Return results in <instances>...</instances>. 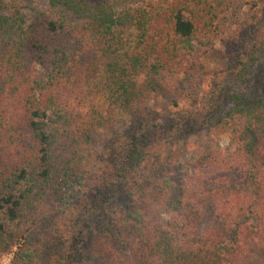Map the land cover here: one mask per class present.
Returning a JSON list of instances; mask_svg holds the SVG:
<instances>
[{
  "label": "trees",
  "instance_id": "obj_1",
  "mask_svg": "<svg viewBox=\"0 0 264 264\" xmlns=\"http://www.w3.org/2000/svg\"><path fill=\"white\" fill-rule=\"evenodd\" d=\"M185 8L49 0L31 23L21 9L0 12V257L17 247L11 264L47 252L45 264H91L78 257L87 197L113 255L97 264H264V95L202 88L200 51L216 49L208 22ZM241 38L235 82L264 52V30ZM154 93L172 98L169 111ZM115 112L151 125L97 178L85 152ZM222 135L229 145L214 147ZM185 136L200 140L183 165L158 151Z\"/></svg>",
  "mask_w": 264,
  "mask_h": 264
},
{
  "label": "rangeland",
  "instance_id": "obj_2",
  "mask_svg": "<svg viewBox=\"0 0 264 264\" xmlns=\"http://www.w3.org/2000/svg\"><path fill=\"white\" fill-rule=\"evenodd\" d=\"M49 0H0V12L9 11L12 9H21L26 15L28 23H31L37 11L44 10L48 7ZM92 6H97L102 2L111 3L112 5L122 6L123 3L127 5H138L140 3L152 1L155 4L169 6L173 0H90ZM199 2V6L196 3ZM183 5L188 6L184 9L186 18H199L208 22V34L204 36V40L210 42L215 47V51L209 50L203 46L201 49L200 59L204 67H201L198 74L201 79L205 76L204 82L202 81V88L208 91L214 82L225 83L227 85L228 93H243L249 92L253 89L257 94L264 95V80L257 78L256 83H253V76L261 73L264 68V52L257 62L253 65L247 75L248 78L239 82H235L233 78L228 76L229 65L235 61V56L239 49L237 47V40L250 35L255 30H264V0H183ZM194 10H200L199 14L193 13ZM197 15V16H196ZM261 36V35H259ZM262 37V36H261ZM254 71V72H253ZM206 73V74H205ZM255 79V78H254ZM173 83V82H172ZM171 86H174V83ZM169 86V87H171ZM155 108L157 110L169 111L171 109V100L165 97L162 93H154ZM180 103V109H187L190 106L191 100L181 95L177 97ZM232 105V101L228 102V107ZM173 109H176L173 107ZM116 113V112H115ZM146 122H139L135 118L125 113H116L105 120L93 133L92 140L88 144L86 159L89 168L93 171L94 175L99 178L103 177L106 173L114 171L116 166L122 165L126 159L127 150H125L130 136L135 132L144 130L147 125ZM210 136V135H209ZM213 136V135H212ZM203 139V137H201ZM210 138H212L210 136ZM200 138L185 136L177 143H171L166 149L158 151L171 152L177 159L178 165H183L186 156L194 155L196 153ZM215 145H220L225 148L229 145V138L227 135H222L221 138H214ZM186 148V149H185ZM186 151V152H183ZM158 153V152H157ZM173 168V166H171ZM167 170L164 171L166 173ZM159 181V180H158ZM130 195L127 194L121 201V205L129 202ZM82 205L88 207L87 212L84 214L82 225L80 226L82 237V249L78 253V257L82 261L91 264L99 262L105 263L107 259L112 257L111 253L104 254L105 248L109 247L110 238L105 235H100L96 230V224L99 219L105 216L103 209L94 207L88 202L87 197H83ZM135 235L132 238L134 241ZM81 246V245H80ZM13 251L6 253L0 257V264H11L14 257ZM38 252V251H37ZM50 257L47 255H37L35 258L36 264H45ZM80 263V262H79ZM77 264V262H76Z\"/></svg>",
  "mask_w": 264,
  "mask_h": 264
}]
</instances>
